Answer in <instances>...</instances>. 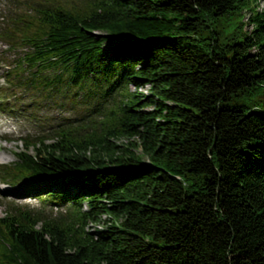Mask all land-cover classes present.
I'll return each instance as SVG.
<instances>
[{
	"label": "trees",
	"instance_id": "obj_1",
	"mask_svg": "<svg viewBox=\"0 0 264 264\" xmlns=\"http://www.w3.org/2000/svg\"><path fill=\"white\" fill-rule=\"evenodd\" d=\"M9 3L1 104L84 115L0 164L71 206L0 214V264H264V0Z\"/></svg>",
	"mask_w": 264,
	"mask_h": 264
},
{
	"label": "rangeland",
	"instance_id": "obj_2",
	"mask_svg": "<svg viewBox=\"0 0 264 264\" xmlns=\"http://www.w3.org/2000/svg\"><path fill=\"white\" fill-rule=\"evenodd\" d=\"M11 0H0V19L8 13L7 6L11 7L9 3ZM245 12L239 14V18H244ZM238 18V19H239ZM245 21H248V16H245ZM216 30L222 32V34L227 35L233 31V25L229 24L223 18L216 20L214 23ZM249 31L252 29L250 26H246ZM204 36L214 35L211 28L206 29ZM5 49H7L6 43L0 39V60L6 57ZM7 53V52H6ZM14 58V54L11 53V57H7L9 61ZM5 65L0 63V75L4 73ZM4 84V79L1 78ZM131 91H139L146 95L150 94L149 86H142L141 88H136L134 85H130ZM3 95V94H2ZM10 96V95H9ZM2 97V96H1ZM2 101V102H1ZM31 96L26 94L22 96V102L9 99V107L16 105L17 107L24 108L23 104L31 105ZM3 100L0 99V164L1 163H11L16 160V152L25 149V144L21 140L23 137H29L31 140L37 138H45L48 142L52 141L54 129L58 128V125L63 121V119H77L83 116V112L80 110H70L63 109L55 104H52L48 109H42L37 115L31 114L32 107L28 111L19 112L10 110L9 108H4ZM4 110H3V108ZM70 107V106H69ZM152 107V106H150ZM30 114V115H28ZM78 116V117H77ZM51 137V138H49ZM49 138V139H48ZM120 142L126 143L128 139H119ZM33 186L18 185L15 187L9 186L6 183L0 182V214L4 215L10 207H27L34 212H40L51 218L65 216L70 211L69 204L64 206H56L47 202L43 198H30L20 195L23 190ZM9 191L11 195L5 196L4 191ZM46 197V196H44ZM82 211L88 209L86 202L83 203ZM103 220H107L108 216L103 215L101 217ZM106 224L102 222H90L88 227L90 230L94 231L97 229H103Z\"/></svg>",
	"mask_w": 264,
	"mask_h": 264
}]
</instances>
